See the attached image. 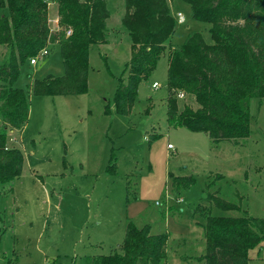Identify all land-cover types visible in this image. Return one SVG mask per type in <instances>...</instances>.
<instances>
[{
  "label": "rangeland",
  "instance_id": "obj_1",
  "mask_svg": "<svg viewBox=\"0 0 264 264\" xmlns=\"http://www.w3.org/2000/svg\"><path fill=\"white\" fill-rule=\"evenodd\" d=\"M105 2L107 42L90 48L87 91L29 93L26 124L9 132L8 143L21 149L24 164L18 177L0 184V264H84L88 255L114 252L127 221L168 235L166 264H204L199 210L211 206L208 193L235 207L212 205L211 215L264 217V99L250 100V132L236 142H214L203 131L173 126L166 117L165 51L139 83L129 114H118L113 98L126 75L130 40L120 26L123 0ZM169 3L171 14L180 11L185 21L176 22L168 45L178 47L196 31L212 43L210 24L193 19L182 0ZM57 17L54 0H48L52 35L60 29ZM7 52L1 44L0 65ZM49 74H63L57 44L35 64L24 61L13 86L29 92L34 79ZM175 96L179 109L198 106L185 93ZM174 176L192 181L175 186ZM248 255L247 264H264V240Z\"/></svg>",
  "mask_w": 264,
  "mask_h": 264
},
{
  "label": "trees",
  "instance_id": "obj_2",
  "mask_svg": "<svg viewBox=\"0 0 264 264\" xmlns=\"http://www.w3.org/2000/svg\"><path fill=\"white\" fill-rule=\"evenodd\" d=\"M170 1L123 0L120 26L130 40V57L113 98L117 113L129 114L139 83L150 76L167 51L168 122L203 131L214 142L247 137L249 102L264 99V0H182L189 5L193 19L210 24L212 43H206L196 31L178 47L167 44L177 22ZM54 2L60 29L52 35L48 0H0V45L8 48L0 65V184L12 182L22 172V151L8 142L13 139L9 132L20 130L28 120L29 93H85L90 48L107 42L110 14L105 0ZM54 44L60 49L63 74L34 79L29 92L14 87L20 65ZM178 92L191 96L198 106L183 104L179 109ZM191 181L190 176L172 177L175 186L187 187ZM206 202L221 210L235 208L214 193L207 194ZM210 207L200 206L199 210L205 218L204 264H247L250 249L264 240V217L214 216ZM167 236L151 234L149 226L136 227L127 221L116 250L88 255L84 264H166Z\"/></svg>",
  "mask_w": 264,
  "mask_h": 264
},
{
  "label": "built area",
  "instance_id": "obj_3",
  "mask_svg": "<svg viewBox=\"0 0 264 264\" xmlns=\"http://www.w3.org/2000/svg\"><path fill=\"white\" fill-rule=\"evenodd\" d=\"M175 19H176L177 23H183L185 21V17L180 11L176 12ZM69 32L70 31L68 30L67 34H69ZM47 53H48V48L41 49L37 54H35L31 58H29V63L35 64L38 58L43 57ZM158 85L159 84L157 82H153L151 84V86L154 87V88L157 87ZM177 96L182 98L184 96V93L183 92H178ZM167 147H171V145L168 144Z\"/></svg>",
  "mask_w": 264,
  "mask_h": 264
},
{
  "label": "crops",
  "instance_id": "obj_4",
  "mask_svg": "<svg viewBox=\"0 0 264 264\" xmlns=\"http://www.w3.org/2000/svg\"><path fill=\"white\" fill-rule=\"evenodd\" d=\"M55 19V18H54ZM108 19V18H107ZM107 21V20H106ZM54 22H55V20H54ZM52 27L54 28L55 27V23L52 25Z\"/></svg>",
  "mask_w": 264,
  "mask_h": 264
}]
</instances>
